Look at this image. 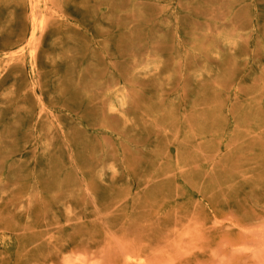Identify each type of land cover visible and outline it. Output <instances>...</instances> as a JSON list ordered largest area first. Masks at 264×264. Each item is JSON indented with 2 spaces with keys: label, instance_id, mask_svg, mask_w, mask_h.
<instances>
[{
  "label": "rangeland",
  "instance_id": "374dc122",
  "mask_svg": "<svg viewBox=\"0 0 264 264\" xmlns=\"http://www.w3.org/2000/svg\"><path fill=\"white\" fill-rule=\"evenodd\" d=\"M0 264H264V0H0Z\"/></svg>",
  "mask_w": 264,
  "mask_h": 264
},
{
  "label": "bare ground",
  "instance_id": "6f19581e",
  "mask_svg": "<svg viewBox=\"0 0 264 264\" xmlns=\"http://www.w3.org/2000/svg\"><path fill=\"white\" fill-rule=\"evenodd\" d=\"M32 10H33V9H32ZM43 20H44V19H43ZM34 31H35V30H34ZM34 31H33V32H34Z\"/></svg>",
  "mask_w": 264,
  "mask_h": 264
}]
</instances>
